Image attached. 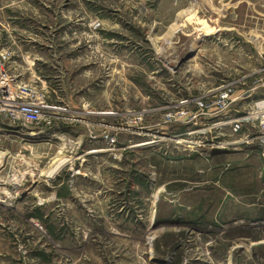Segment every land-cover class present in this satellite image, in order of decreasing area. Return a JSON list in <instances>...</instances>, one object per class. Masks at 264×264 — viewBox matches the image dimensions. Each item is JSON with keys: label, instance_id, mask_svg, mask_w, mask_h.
Returning a JSON list of instances; mask_svg holds the SVG:
<instances>
[{"label": "rangeland", "instance_id": "rangeland-1", "mask_svg": "<svg viewBox=\"0 0 264 264\" xmlns=\"http://www.w3.org/2000/svg\"><path fill=\"white\" fill-rule=\"evenodd\" d=\"M2 55L55 121L0 114V264H264L259 129L225 125L264 98V0H0Z\"/></svg>", "mask_w": 264, "mask_h": 264}, {"label": "built area", "instance_id": "built-area-1", "mask_svg": "<svg viewBox=\"0 0 264 264\" xmlns=\"http://www.w3.org/2000/svg\"><path fill=\"white\" fill-rule=\"evenodd\" d=\"M6 55L0 57V114H4L8 119L22 124V126H33L36 128H51L55 118L53 113L55 109L47 102L46 92L47 87H39L35 82L17 81L11 77L6 69ZM228 86V85H227ZM233 97V96H232ZM231 95L225 92L221 96L216 97L214 108L208 113L204 112L201 107L198 115L209 118H219L227 116L229 108L249 98L244 94L239 100H231ZM254 110L246 116L233 118L227 124L231 127L233 134H243L250 127L259 129L255 135H244L241 143L256 144L260 147L264 156V98H260L254 102ZM239 113L240 110H233ZM223 114V115H222ZM104 140L110 144H114L109 135H105Z\"/></svg>", "mask_w": 264, "mask_h": 264}, {"label": "bare ground", "instance_id": "bare-ground-1", "mask_svg": "<svg viewBox=\"0 0 264 264\" xmlns=\"http://www.w3.org/2000/svg\"><path fill=\"white\" fill-rule=\"evenodd\" d=\"M62 165H63V163H60L58 166H56L54 168V171L51 173V175H53V176L56 175L60 171V169L63 168Z\"/></svg>", "mask_w": 264, "mask_h": 264}, {"label": "water", "instance_id": "water-1", "mask_svg": "<svg viewBox=\"0 0 264 264\" xmlns=\"http://www.w3.org/2000/svg\"><path fill=\"white\" fill-rule=\"evenodd\" d=\"M194 56H195V53H192L191 55H188L185 59H183V60L181 61V63L184 62V61H187V60H189V59H191V58H193Z\"/></svg>", "mask_w": 264, "mask_h": 264}, {"label": "crops", "instance_id": "crops-1", "mask_svg": "<svg viewBox=\"0 0 264 264\" xmlns=\"http://www.w3.org/2000/svg\"><path fill=\"white\" fill-rule=\"evenodd\" d=\"M263 57H264V55H263ZM248 96H250L249 93H248ZM250 97H252V96H250ZM251 100H252V99L249 98V99L245 100L244 102L247 103V101L250 102Z\"/></svg>", "mask_w": 264, "mask_h": 264}]
</instances>
